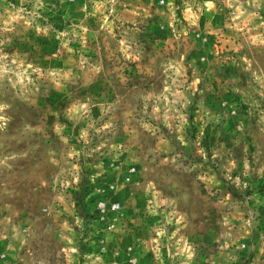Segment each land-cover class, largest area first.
<instances>
[{
	"label": "rangeland",
	"instance_id": "1",
	"mask_svg": "<svg viewBox=\"0 0 264 264\" xmlns=\"http://www.w3.org/2000/svg\"><path fill=\"white\" fill-rule=\"evenodd\" d=\"M0 264H264V0H0Z\"/></svg>",
	"mask_w": 264,
	"mask_h": 264
}]
</instances>
